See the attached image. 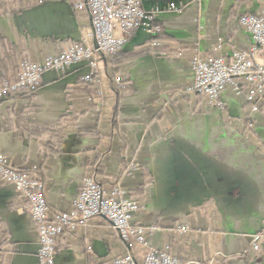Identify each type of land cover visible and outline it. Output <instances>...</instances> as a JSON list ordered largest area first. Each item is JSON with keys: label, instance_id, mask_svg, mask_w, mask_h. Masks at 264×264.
Wrapping results in <instances>:
<instances>
[{"label": "crops", "instance_id": "crops-1", "mask_svg": "<svg viewBox=\"0 0 264 264\" xmlns=\"http://www.w3.org/2000/svg\"><path fill=\"white\" fill-rule=\"evenodd\" d=\"M73 1L0 14V63L10 49L18 67L88 40L89 12ZM139 2L144 9L179 6L156 15L161 46L151 47L143 29L127 36L114 62L97 60L100 92L81 80L85 61L44 70L34 90L0 100V153L35 172L49 216L68 211L92 174L140 200L133 227L155 226L144 244L122 240L106 219L93 217L59 236L53 264L101 263L125 253L140 263L148 249L165 247L194 264H264V243L258 255L249 248L252 234L264 231V114L250 111L231 86L222 108L187 90L194 55L228 60L251 44L238 18L257 12L260 0ZM114 35L123 36L118 28ZM3 73H15L14 66L0 67ZM23 200L0 179V264H38L37 232ZM176 222L189 229L176 233Z\"/></svg>", "mask_w": 264, "mask_h": 264}, {"label": "built area", "instance_id": "built-area-1", "mask_svg": "<svg viewBox=\"0 0 264 264\" xmlns=\"http://www.w3.org/2000/svg\"><path fill=\"white\" fill-rule=\"evenodd\" d=\"M75 9L88 10L92 33L88 40L70 46L55 54H47L42 61L21 60L17 70L0 81V100L13 95L17 91H32L41 81L44 70L63 71L70 65L85 61L88 71L81 80L91 84L100 92L97 60L107 58L114 62L126 37L135 30L143 29L150 36L149 45L160 47L157 38L161 26L156 15L162 10H178L179 6L170 3L163 7L144 9L139 0H74ZM240 25L250 34L251 44L241 50L232 52L225 60L222 56L210 55L201 57L194 55L191 60L192 80L187 88L200 97L206 105L223 107L221 96L227 86H231L237 94H243L252 112L264 114V0L255 13L239 16ZM118 28L122 35H114ZM220 47L217 44L214 50ZM181 55V50L176 51ZM113 80L123 85L120 75ZM0 179L13 183L15 189L23 196V208L30 215L38 237V264H53L56 241L66 231L77 226H86L96 216L106 219L124 241L134 238L145 244L144 233L149 228L133 227L131 215L143 209V204L136 197H124V191L118 184L104 187L94 175L82 178L78 194L68 211L55 212L48 215L44 198V185L34 171L23 170L10 164L0 153ZM175 232L182 234L189 229L186 222H176ZM264 231L252 234L250 252L258 255L263 251ZM89 264H184L170 253L169 249L155 251L148 249L142 262L137 263L131 254L119 255L110 261Z\"/></svg>", "mask_w": 264, "mask_h": 264}, {"label": "trees", "instance_id": "trees-1", "mask_svg": "<svg viewBox=\"0 0 264 264\" xmlns=\"http://www.w3.org/2000/svg\"><path fill=\"white\" fill-rule=\"evenodd\" d=\"M43 0H0V14H4V13H17L21 10H23L24 8H27L28 6H30L33 3H38L41 2ZM161 34V33H160ZM159 35L157 36V38L159 39ZM14 55H13V51L10 49L9 52L6 54L5 58L3 59V61H1L0 63V67H6V64L9 63L11 65L14 66V70H17L16 65H14ZM3 75L0 74V81L3 79ZM262 232V231H259ZM180 259V258H179ZM180 261L184 264H194L193 262H185L183 260L180 259Z\"/></svg>", "mask_w": 264, "mask_h": 264}, {"label": "rangeland", "instance_id": "rangeland-1", "mask_svg": "<svg viewBox=\"0 0 264 264\" xmlns=\"http://www.w3.org/2000/svg\"><path fill=\"white\" fill-rule=\"evenodd\" d=\"M2 75H3V77H7L8 76L7 73H3ZM220 108H222V107H220Z\"/></svg>", "mask_w": 264, "mask_h": 264}]
</instances>
